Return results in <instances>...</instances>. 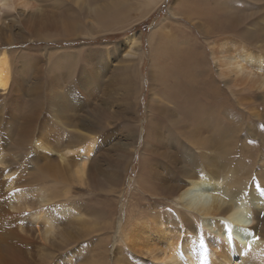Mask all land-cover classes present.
I'll return each mask as SVG.
<instances>
[{
    "label": "bare ground",
    "instance_id": "obj_1",
    "mask_svg": "<svg viewBox=\"0 0 264 264\" xmlns=\"http://www.w3.org/2000/svg\"><path fill=\"white\" fill-rule=\"evenodd\" d=\"M65 1L70 3V0ZM72 1L87 15L89 13L94 15L92 23L97 24L94 28L98 31L91 32L90 29L84 32L78 29L77 13L71 10L70 5H66L59 13L60 21L47 26L49 31L30 32L33 29L24 28L21 40L5 37L10 40L0 42V48H11L26 42L46 44L87 42L89 40L86 39L105 34L104 31L114 26L112 32L128 25L126 20L130 17L128 13L131 6L128 7L127 0ZM162 2L163 0H149L139 19L151 13ZM60 6L62 4L56 9L60 10ZM43 12L35 0H0V18L7 14L18 17L28 14V19L32 20L35 14L38 17L39 13ZM170 16L185 24L190 23L199 34L201 33L197 26H203L205 31L203 30L202 35L206 39H209L207 36L210 35L231 34L239 36L241 40L237 42L224 37L210 47L211 59L216 71L224 81L225 88L229 90V93L224 94V89L215 83L212 74L210 75L206 70L205 65L208 64L206 58L202 55L193 57L199 51L193 42L190 46L185 43L186 47L180 48L175 38L166 41L165 36L160 35L158 42L160 45L158 50L156 48L157 55L150 61L151 65L153 60L155 64L157 63V66H153V71L151 69L150 78L148 77L150 84L152 83L150 88L155 90V94L152 93L147 105L149 115L142 136L144 145L140 164L145 160L143 152H148L152 158L164 160L165 155L163 152H158L159 149L172 152L177 159L183 158L182 174L186 179L185 185L173 188L165 183H158L157 188L156 185L149 188L148 194L159 198L177 195L184 214L195 222L201 221L203 225L196 227L197 233L188 235L191 234L188 230L194 226L184 217L179 223V228H183L182 237L172 235L161 245L151 244L149 248H152V251L149 252L147 248L145 255L157 261V264H233L234 259L238 264H264V213L260 212L264 209V188H261V182H258V186L251 185L247 192L240 189V186L243 189L245 187L243 180L241 182L242 176L249 174L246 160L255 157L259 150L258 156L264 158V126H259L258 123L264 117L257 111L247 112V125L244 128L242 123H239V118L235 116L237 113L234 110L237 109L235 103L246 110V104L253 103L249 102V99L256 98L259 93L264 94V0H178L173 11L170 10ZM176 27L180 32L187 30L183 27L184 30L179 28L178 25ZM173 28L175 26H172ZM52 29L55 31L51 32ZM49 33L65 38L55 40ZM2 36L4 38V35ZM131 36L128 39L131 46L126 53L130 57L136 54L135 49L142 50L141 36ZM153 38L154 28L149 39L150 43ZM170 43L174 48L172 51L169 48ZM258 44L260 51L253 49ZM80 50L83 49L61 52L75 53ZM11 53L6 50L0 52V92H3L0 94L6 95L0 108V264H30L26 258L30 255L27 251L32 238L36 237L39 241L48 243L58 225L65 228L77 225L84 228L72 231L73 237L80 232H92L94 227H86L89 221L76 209L61 207L58 216L53 217V207L52 204L50 205L53 201L52 189L42 186L39 194L25 191L27 187L23 185L22 181H25L21 178L24 173L22 170L16 172L18 169L15 168L16 165L7 162L9 159L4 153L5 149L8 151L13 149L17 152L33 150V155L32 153L30 155L34 166L32 165L28 171L29 174H33V178L41 179L44 174L52 178L58 177L59 165L61 163L67 165L66 161L70 159L73 161L72 165H77L73 171V178L79 181L85 176L87 163H90L91 158L95 156L98 133L94 131L92 121H87L76 113L78 104L75 97L69 92L65 94L60 91L53 97L49 106L51 112H54L53 125L57 126V123L62 125V132L57 139L56 136H52L49 140L51 144L46 145L47 136L45 134L39 136V128L37 129L38 117L40 111H43L39 94L40 86L34 85L30 88L32 94L27 100L22 98L25 89L20 88L21 74L16 78L13 76L11 66H15L17 61L13 57L11 61ZM165 57L172 62L170 68L160 65ZM88 58L87 56L86 59ZM20 59L21 63L26 60L24 56ZM76 59V56H72L64 60L67 64L65 68H75ZM162 69L165 73L162 76H155L160 74ZM78 74L79 76L85 74L84 68H80ZM71 85L76 83L71 82ZM244 92H247V95H243ZM155 96L157 98H154ZM8 102L11 104L8 105ZM70 103H76L72 110ZM138 105L136 103V107ZM68 108L70 115L67 113ZM75 115H77L76 119H71ZM242 132H245V138L238 145L239 135ZM64 134L65 140H63ZM138 136L139 134L132 142L134 146ZM42 137L47 142L41 143ZM162 137H167L168 143L161 141ZM249 141L255 142L249 145L247 143ZM183 143L189 146L191 152L184 151L181 145ZM37 149H41L43 154ZM122 149L124 150L119 154L124 159L122 163L130 166V158L136 148L131 151ZM125 150L130 153L129 156ZM192 151L206 152H201L202 154L197 152L198 155L195 156V152ZM46 152L57 153L58 163L51 161ZM208 152L215 155L214 160L208 158ZM39 158H43L45 162L39 163ZM201 159L204 162L200 161ZM200 164L202 167L198 166ZM153 169V166H150L146 174L152 175ZM204 171L206 174H201ZM139 172L142 173L141 167ZM226 175H230L231 185L222 182L224 179L221 178ZM108 176L106 175L104 180ZM89 178L95 183L101 182L100 180L97 182L92 175ZM166 179L174 180L176 174L170 172ZM35 201L37 205L33 208ZM176 216L180 217L182 214ZM207 217L211 220H207ZM250 218L255 220V225L248 223ZM120 227L119 221L114 230V241L120 238ZM125 245L131 248L130 245Z\"/></svg>",
    "mask_w": 264,
    "mask_h": 264
},
{
    "label": "rangeland",
    "instance_id": "obj_2",
    "mask_svg": "<svg viewBox=\"0 0 264 264\" xmlns=\"http://www.w3.org/2000/svg\"><path fill=\"white\" fill-rule=\"evenodd\" d=\"M35 1L44 12L39 13L38 17L35 14L32 20L28 19V14H24L21 17L7 14L0 18V42L6 39L21 40L24 33L23 30L27 27L33 29L30 32L38 30L49 31L47 26L60 21L59 13L66 5H70L71 10L77 13L78 29L84 32L90 29L91 32L93 30L98 31L94 28L97 24L95 25V22L92 23L94 15L89 13L88 17L87 13L80 10L72 0H70V3L65 0ZM127 1L128 7L131 6L128 13V17H130L129 19L128 17L126 18L128 19L126 20L128 25H124L123 28L119 27L120 29L118 28L112 32L111 30L115 28L114 26L110 30L104 31L105 34L86 39L89 40L87 42H70L66 44L64 42L50 44L26 42L11 48H0V52L6 50L14 53H11V61L13 57L17 62L15 66H11V69L15 78L21 74V79L19 80L22 82V87L20 88L21 90L25 89H23V99L27 100V97H31L32 89L30 88L34 85L40 86L39 94L41 95L43 111H40L37 129L39 128V136L45 134L48 140L47 142L42 137L40 139L41 143L47 142L45 144L50 145L51 142L49 140L52 136H56L57 139V136H60L62 132V125L58 123L57 126L53 125L55 119L52 117V113L54 112H51L49 106L53 97L60 91L65 94L69 92L71 96L75 97L78 104L76 113L80 117L86 118L85 120L92 121L94 131L98 133L96 134L98 140L97 148L94 149L95 156L94 158L92 157L93 159L91 158L90 163H87L85 176L79 181L73 178V171L77 165H72L73 161L70 159L66 161L67 165L65 163L59 165L58 177L52 178L44 174L41 179L33 178V174L28 173L29 168H32V165L34 166L33 150L17 152L13 149L8 151L4 148L5 151H3L9 159L7 162L16 165L15 168H18L16 172L22 170L24 173L21 178L25 181H22L23 185L27 187L25 191H33L39 194V189L42 186L52 189L51 197L53 201L50 205L52 204L53 207V217L56 218L58 216L61 207L76 209L89 221V225L86 227H94L92 232H80L76 237H73L72 231L84 228L77 225L65 228L58 225L48 243L39 241L36 237L32 238L27 251V253L30 252V255L26 258L30 264H157V261L145 255L147 248L149 252L152 251V248H149L151 244L161 245L164 241H168L172 235H181L182 237L184 235L183 228H179V223L184 217L192 222L194 226L190 230L187 229L191 233L188 235L192 236V234L197 233L196 227L203 225L201 221L195 222L184 214L177 200V195H172L169 198H159L148 194L149 188L155 185L157 188L158 183H165L173 188L182 187L186 183V179L182 174L184 171L182 166L183 158L177 159L172 152L159 149L158 152H163L165 155L164 160L156 157L152 158L148 152H143L145 160L144 163L140 164L144 145L142 136L144 135L149 115L147 105L152 93L154 92L155 94V90L150 88L152 83L150 84L149 78L150 73L154 69L153 66H157V63L155 64L153 60L151 65L150 61L157 55L156 48L158 50L160 45L158 42L162 34L165 36L166 41L175 38L180 48H185V43L190 46L193 42L197 46V50H199L193 57L202 55V57L206 58L208 61V64L205 65L206 70L210 75L212 74L211 76L214 78L215 83L221 89H224L223 93L226 94V92L229 93V90L225 88L224 81L216 71L215 64L211 59L210 47L224 37L231 38L237 42L241 38L237 35L219 34L218 36H207L209 39H206L202 35L203 30L205 31L203 26H197L201 33L199 34L197 29L192 28L189 22V24H185V22H180L170 16V10L173 11L178 0H163L160 6L141 19H139L141 12L146 9L149 0ZM60 4L62 6L59 7L60 10H57L56 8ZM177 25L179 28L183 27L187 30L182 28L184 31L180 32L176 27ZM172 26H175V28L172 29ZM153 28L154 38L151 44L149 39ZM164 28L168 29H165V31ZM54 31L55 29L51 30V32ZM164 32L166 33L164 34ZM2 35H4V38ZM49 35L55 40L65 38L53 33H49ZM131 35L141 36L140 48H142V52L135 49L136 54L132 57L126 54L131 46L128 42V39L132 37ZM8 36L10 39L5 38ZM166 44L168 45V43ZM259 45L253 49L260 51ZM78 48L83 50L75 53L61 52ZM85 48H91L92 50H86ZM169 48L171 51L174 49L172 43L169 44ZM22 56L26 58L23 63H21L22 60L20 59ZM72 56L77 57L74 64V66L77 64L76 67L65 68L67 64L64 60ZM87 56L89 57L88 59H86ZM160 65L170 68L172 62L165 57L164 62H161ZM80 68L85 70V74L82 76L78 74ZM65 71H68L69 74L68 72L65 73ZM160 72V74L155 76H162L165 73L163 69ZM71 82L76 83V85H71ZM152 87L155 86L152 85ZM29 89L31 90L30 92ZM243 95H247V92H244ZM5 96L0 94V108ZM154 98H157V96ZM249 102L253 103H247L246 110L244 107L238 106L237 103H235V107L238 110L233 108L237 113L235 116L239 118V123H242L244 128L247 125V112L257 111L264 117V94L259 93L256 98L249 99ZM76 103H70V110ZM136 103L139 104L138 107H136ZM10 104L11 102H8V105ZM243 112H246V114ZM67 113L70 115L69 108ZM76 117L77 115L71 119H76ZM262 121L258 123L259 126L263 127L264 119ZM137 134L139 136L135 140L134 146L132 142ZM65 137L66 135L64 134L63 140H65ZM243 138H245V132L239 135L238 145L242 143ZM56 139L53 138V141L56 142ZM161 141L168 143L167 137H162ZM254 142L249 141L247 143L253 145ZM181 145L184 151L191 152L186 143ZM122 148L130 151L136 148L130 158V166L122 163L124 159L119 155L120 151L124 150ZM37 151L43 154L41 149H37ZM125 152L128 156L130 155L126 150ZM192 152H195L194 154L197 156V152L200 154L206 151ZM258 152L255 157L246 160L249 174L242 176L241 182L243 180L245 184L244 189L240 186L242 191L247 192L251 185L252 187L253 185L254 187L258 186V182H261L260 187L264 188V158L259 157L258 154L260 152ZM31 153L32 155H30ZM46 154L51 161L58 163L57 153L46 152ZM207 154L211 161L214 160L215 155L212 152ZM38 161L39 163L45 162L43 158H39ZM200 161L204 162L203 159ZM150 166L154 168L152 175L146 174V171L150 170ZM198 166L202 167V164ZM140 167L142 173L139 172ZM3 169L5 170V168ZM170 172L176 174V179H166ZM201 174L206 173L204 171ZM90 175L97 182L99 180L101 182H93L89 178ZM106 175L109 176L104 180ZM229 176H223L221 179H224V181L222 182L231 185ZM35 205H37L36 201L33 203V208ZM260 212L264 213V209ZM177 214H182V216L177 217ZM206 219L211 220L210 217ZM119 221L121 222L119 229L120 238L118 241H114V230ZM248 223L255 225V220L250 218ZM125 244L130 245L131 248H128ZM233 264H238L235 259Z\"/></svg>",
    "mask_w": 264,
    "mask_h": 264
},
{
    "label": "snow or ice",
    "instance_id": "obj_3",
    "mask_svg": "<svg viewBox=\"0 0 264 264\" xmlns=\"http://www.w3.org/2000/svg\"><path fill=\"white\" fill-rule=\"evenodd\" d=\"M229 238H231V236Z\"/></svg>",
    "mask_w": 264,
    "mask_h": 264
}]
</instances>
